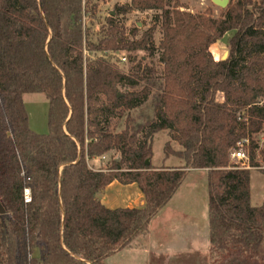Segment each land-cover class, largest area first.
Returning <instances> with one entry per match:
<instances>
[{
  "label": "trees",
  "instance_id": "trees-1",
  "mask_svg": "<svg viewBox=\"0 0 264 264\" xmlns=\"http://www.w3.org/2000/svg\"><path fill=\"white\" fill-rule=\"evenodd\" d=\"M181 7L118 6L117 14L160 11L155 45V22L128 39L113 16L104 37L88 41L82 0H0V264H106L140 246L190 170H207L208 263L264 264V197L251 205L250 169L230 157L247 140L248 167L264 174L255 138L264 129V0H228L218 17ZM228 32L227 56L215 60L210 46ZM137 51L157 53L160 68L144 58L118 66L121 52ZM33 93L48 101L45 134L29 126L23 95ZM147 102L150 112L132 114ZM161 131L165 157L182 167L145 164ZM110 152L119 157L105 168L89 164ZM114 180L136 183L143 206L105 207L99 194Z\"/></svg>",
  "mask_w": 264,
  "mask_h": 264
},
{
  "label": "rangeland",
  "instance_id": "rangeland-1",
  "mask_svg": "<svg viewBox=\"0 0 264 264\" xmlns=\"http://www.w3.org/2000/svg\"><path fill=\"white\" fill-rule=\"evenodd\" d=\"M182 6V10L191 13H201L206 9H211L212 14L218 17L221 14L220 7L213 4L212 0H178ZM130 0H82L83 5V27L88 31L87 40L97 42L104 37L107 29V18L113 16L114 21L125 30V35L128 39L138 38L146 29L154 24L156 16H159L160 11L146 10L136 11L129 10L126 14L115 13L118 6L128 5ZM156 29L153 32V40L155 45L159 43L161 38V29L159 21L155 22ZM137 29L136 36H131V30ZM233 32H228L223 39L217 41L210 46V52L218 59L224 58L227 55V38ZM93 56V53L90 54ZM141 58L144 64L155 63L160 68L158 54L147 56L143 51L137 52H121L117 64L124 71L130 68ZM118 59V58H117ZM141 85L131 88L126 85L119 87L120 92L130 91L132 89L139 90ZM218 98L221 99V96ZM23 102L28 113L30 128L39 134L48 132V101L43 94L33 93L24 94ZM140 112H150L149 102L141 109L132 111L133 115ZM115 131H120L124 127V118H114L111 123ZM259 148L264 147V129L255 136ZM169 140L168 131H161L155 134L152 144V158L150 163L152 167L167 166L173 163H183V160L175 156L165 158L164 144ZM171 147L174 150H179L180 146L175 142H171ZM246 153L247 148L245 149ZM112 157L118 158L119 155L115 152H110L102 157L95 158L89 161V164L96 169L105 168ZM256 160L260 162L259 156ZM242 166V163L240 164ZM250 171V191L251 205H260L264 195V174L255 167H249ZM202 180L206 184V175L202 172L192 173L181 188L179 197L169 207V209L153 220L151 225L152 234L148 238L139 237L135 243L148 244V252L141 250L125 249L120 254H115L106 259V264H209L208 263V236L207 228L205 230V239L191 241V232L194 228H190L196 221L195 216H200L202 213L206 219L207 211V195L206 186L202 184ZM168 232L167 239L164 242H157L165 235H159L161 230ZM174 232L181 234L180 238L173 236ZM174 237V238H173ZM175 241H172L175 239ZM164 239V238H163ZM156 242V243H155ZM198 243V244H197ZM166 247L167 250H164ZM42 248H37L32 256L40 258Z\"/></svg>",
  "mask_w": 264,
  "mask_h": 264
},
{
  "label": "crops",
  "instance_id": "crops-1",
  "mask_svg": "<svg viewBox=\"0 0 264 264\" xmlns=\"http://www.w3.org/2000/svg\"><path fill=\"white\" fill-rule=\"evenodd\" d=\"M227 34V33H226ZM225 34V35H226ZM224 35V36H225ZM223 36V37H224ZM222 37V39H223ZM215 44V43H214ZM213 44V45H214ZM227 44V42H226ZM212 46V45H211ZM227 56V55H226ZM225 58V57H224ZM215 60H217L216 57H214ZM223 59V58H221ZM25 106V105H24ZM29 119V118H28ZM29 121V120H28ZM157 134V133H156ZM155 136V135H154ZM170 156H174V155H170ZM169 156V157H170ZM177 157V156H175ZM168 158V157H165ZM178 158V157H177ZM184 163H173L172 165H167V166H159L156 168H160V167H169V168H178V167H182ZM251 171V170H250ZM196 172H202L206 175V184L204 183V181L202 180V184H205L206 186V195H207V170H190L187 174V176L185 177V179L183 180V182L181 183V185L178 187V189L176 190V192L174 193V195L172 196V198L168 201V203L157 213V215L152 218V220L150 221V225H149V231L148 234L144 237L148 238L151 236L152 234V229H151V225L153 223V220H155L156 217H159V215H163V213H165L169 207L174 203V201L179 197V193L181 191V188L183 187V185L185 184L187 178L192 174V173H196ZM264 197V195H263ZM99 199L101 201V203L110 209H114V208H138L143 206L144 204V196L142 194V192L140 191V189L138 188L136 183H131V184H121L118 181L114 180L112 181L109 185L106 186V188L102 191L101 194H99ZM250 199H251V193H250ZM255 206V205H254ZM258 206V205H257ZM207 213V211H206ZM157 219V218H156ZM196 221L194 222V225L191 226L190 228H194V231L191 232L190 235L191 238L190 240H198L199 238H203L205 239L206 236V228H207V217L205 219L204 214L202 213L200 216H195ZM160 235H165L162 239H158L157 242H164L167 239H165V237L168 236V232H166L165 230H161V233H159L158 236ZM173 236H177L176 238H180L181 234H179V232H174ZM207 236H208V229H207ZM173 237V238H174ZM173 239L172 241L176 240ZM156 243V242H155ZM209 243V240H208ZM198 244V243H197ZM209 248V247H208ZM125 249H129V250H141V251H147L148 252V244H140L139 247H126L120 251H118L115 254H120L121 252H123ZM164 250H167L166 247L164 248ZM208 251V249H207ZM114 254V255H115ZM113 256V255H112ZM111 257V256H110ZM109 258V257H108ZM107 258V259H108ZM106 261V260H105ZM106 263V262H105Z\"/></svg>",
  "mask_w": 264,
  "mask_h": 264
},
{
  "label": "built area",
  "instance_id": "built-area-1",
  "mask_svg": "<svg viewBox=\"0 0 264 264\" xmlns=\"http://www.w3.org/2000/svg\"><path fill=\"white\" fill-rule=\"evenodd\" d=\"M247 143H248L247 140H242L238 142L237 147L231 151L230 157L232 160L236 162H241L242 166L249 168L248 167L249 158L245 150ZM30 200L31 198H30L29 190L25 189L24 190V201L29 202Z\"/></svg>",
  "mask_w": 264,
  "mask_h": 264
},
{
  "label": "water",
  "instance_id": "water-1",
  "mask_svg": "<svg viewBox=\"0 0 264 264\" xmlns=\"http://www.w3.org/2000/svg\"><path fill=\"white\" fill-rule=\"evenodd\" d=\"M213 4H215L216 6L220 7V8H225L228 4V0H212ZM149 160L145 161V164H149ZM1 211V209H0Z\"/></svg>",
  "mask_w": 264,
  "mask_h": 264
}]
</instances>
